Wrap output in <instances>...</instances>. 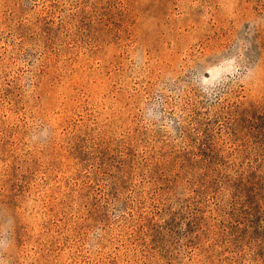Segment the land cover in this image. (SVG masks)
Masks as SVG:
<instances>
[{
	"label": "rangeland",
	"instance_id": "1",
	"mask_svg": "<svg viewBox=\"0 0 264 264\" xmlns=\"http://www.w3.org/2000/svg\"><path fill=\"white\" fill-rule=\"evenodd\" d=\"M0 264H264V0H0Z\"/></svg>",
	"mask_w": 264,
	"mask_h": 264
}]
</instances>
